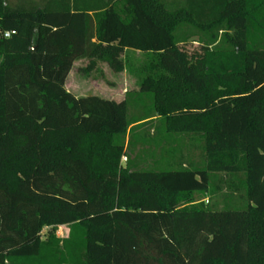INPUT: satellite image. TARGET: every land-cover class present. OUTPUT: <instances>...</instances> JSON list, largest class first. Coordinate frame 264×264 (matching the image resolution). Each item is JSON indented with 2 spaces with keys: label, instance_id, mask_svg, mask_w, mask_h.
Instances as JSON below:
<instances>
[{
  "label": "trees",
  "instance_id": "obj_1",
  "mask_svg": "<svg viewBox=\"0 0 264 264\" xmlns=\"http://www.w3.org/2000/svg\"><path fill=\"white\" fill-rule=\"evenodd\" d=\"M263 36L264 0H0V264H264ZM125 51L152 56L136 93L65 89L75 62L119 73ZM181 136L203 143L198 166L169 147ZM149 141L171 170L121 166ZM211 174L245 207L196 199Z\"/></svg>",
  "mask_w": 264,
  "mask_h": 264
},
{
  "label": "rangeland",
  "instance_id": "obj_2",
  "mask_svg": "<svg viewBox=\"0 0 264 264\" xmlns=\"http://www.w3.org/2000/svg\"><path fill=\"white\" fill-rule=\"evenodd\" d=\"M12 2V0H9ZM264 37V36H263ZM263 37L261 38L264 41ZM196 40V39H191ZM184 50L188 54H192L198 51V47L195 42H190L184 47ZM150 54H143L139 52L125 51L121 60L123 63V70L119 73L112 72L106 65L102 63H96L94 69L91 71L84 72V69L88 66V61L82 60L74 63L67 80L65 81V89L72 93L75 97H86V96H99L106 98L108 96L122 98L125 93L133 92L136 93L139 89V84L141 79L145 77V68L151 61ZM110 94V95H109ZM150 97H143V100L140 101L135 96L130 97V106L128 108V117L140 119L143 118L144 114L150 109L151 106ZM153 125L146 124L147 126L135 130L133 135L141 136L145 130L148 137H155L154 124L157 121L152 122ZM66 134H70L71 131L66 130ZM52 132V131H51ZM72 133V132H71ZM131 133V134H132ZM59 134L61 136H59ZM59 134H49L50 138L63 140L64 132ZM130 134V138H131ZM65 137V136H64ZM146 138V136L144 135ZM194 137V138H193ZM172 142V143H171ZM167 143V141H166ZM166 143L162 144V141L155 146V143L149 141L148 143H139L133 148V151H130L128 147L126 150V155L121 158L120 164L122 167L127 166L129 159H137V168L138 169H149L153 167L156 171H165L171 170L170 166L166 165V162H162L159 159L163 157L162 150L164 151V146ZM202 142L199 141L197 136H181L177 137L174 141L173 139L169 143V147L174 151L176 150V156L180 153L183 157L180 160L181 163L185 166H188V162L192 163L194 166H198L201 162V146ZM180 158V157H179ZM176 162H178L176 160ZM27 168V165L25 166ZM29 169V167H28ZM213 175H210V182L208 186V192L205 194H195L196 199L205 198L204 202L209 205V209L212 211H222V210H239L245 207V202L238 200L240 192H231L226 185H221L220 194H215L213 181ZM221 180L225 181L228 177L225 175L218 176ZM237 179H241V176H236L234 183H237ZM232 181V179H229ZM227 181V182H229ZM80 188L78 184L73 182H66V187ZM81 189V188H80ZM63 190L60 193V196L65 198L62 194ZM71 194H74L72 192ZM71 194L68 195V198H72ZM81 199L78 198V202ZM238 200V201H237ZM46 229L41 233V238L43 239L46 235ZM56 237L62 239L68 235L67 227H58L55 233Z\"/></svg>",
  "mask_w": 264,
  "mask_h": 264
},
{
  "label": "crops",
  "instance_id": "obj_3",
  "mask_svg": "<svg viewBox=\"0 0 264 264\" xmlns=\"http://www.w3.org/2000/svg\"><path fill=\"white\" fill-rule=\"evenodd\" d=\"M69 75V74H68ZM67 78H68V76H67ZM67 78H66V80H67ZM68 91V90H67ZM69 92V91H68ZM72 94V93H71ZM73 95V94H72ZM110 95V94H109ZM97 97H99V96H97ZM124 97H125V92H124V95L122 96V98H116V97H112L111 95L110 96H108V97H106V98H103V97H100V98H102V99H107V100H112V101H115V102H120V101H122L123 99H124ZM78 98V97H77Z\"/></svg>",
  "mask_w": 264,
  "mask_h": 264
},
{
  "label": "built area",
  "instance_id": "obj_4",
  "mask_svg": "<svg viewBox=\"0 0 264 264\" xmlns=\"http://www.w3.org/2000/svg\"><path fill=\"white\" fill-rule=\"evenodd\" d=\"M8 36V33H6L5 35H4V37H7Z\"/></svg>",
  "mask_w": 264,
  "mask_h": 264
}]
</instances>
